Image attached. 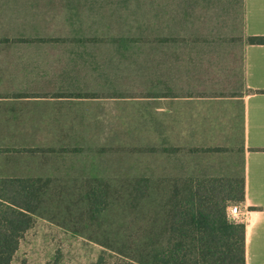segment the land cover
Segmentation results:
<instances>
[{
	"label": "crops",
	"instance_id": "1",
	"mask_svg": "<svg viewBox=\"0 0 264 264\" xmlns=\"http://www.w3.org/2000/svg\"><path fill=\"white\" fill-rule=\"evenodd\" d=\"M113 26L136 28L113 42L166 44L158 57L182 59L189 74L225 73L240 61L241 82L221 88L229 93L192 86L147 95L158 101L151 132L180 147L183 186L244 182L232 218L245 223L246 264H264V43L249 41L264 35V0H0V186L71 178L73 152L60 141L63 99L72 96L62 94L63 78L103 42L73 36V27Z\"/></svg>",
	"mask_w": 264,
	"mask_h": 264
},
{
	"label": "rangeland",
	"instance_id": "2",
	"mask_svg": "<svg viewBox=\"0 0 264 264\" xmlns=\"http://www.w3.org/2000/svg\"><path fill=\"white\" fill-rule=\"evenodd\" d=\"M135 29L73 27V36L103 41L91 44L93 57L79 60L73 81L63 78L69 90L62 94L72 96L63 99L60 141L73 152V171L30 196L33 223L11 264H90L100 256L106 264H141L142 252L172 233L174 205L187 198L188 187L181 180L180 147L169 143L167 149L151 132L158 101L147 95L167 87L182 94L192 86L229 93L222 89L242 80L240 61L225 73L189 74L182 59L158 57L166 44L113 42L125 34L133 38ZM238 49L235 43V55ZM201 186L228 206L239 205L236 184Z\"/></svg>",
	"mask_w": 264,
	"mask_h": 264
},
{
	"label": "trees",
	"instance_id": "3",
	"mask_svg": "<svg viewBox=\"0 0 264 264\" xmlns=\"http://www.w3.org/2000/svg\"><path fill=\"white\" fill-rule=\"evenodd\" d=\"M264 43V35L249 37ZM172 93V92H171ZM187 198L174 205L173 231L146 248L141 264H246L245 223L231 220L228 204L201 185H188ZM39 186H0V264H11L24 232L33 223L30 196ZM245 198L244 182L236 185ZM90 264H106L102 256Z\"/></svg>",
	"mask_w": 264,
	"mask_h": 264
},
{
	"label": "built area",
	"instance_id": "4",
	"mask_svg": "<svg viewBox=\"0 0 264 264\" xmlns=\"http://www.w3.org/2000/svg\"><path fill=\"white\" fill-rule=\"evenodd\" d=\"M240 214H241V209H240L239 205L235 204V205H231L229 207V215L230 216L237 218Z\"/></svg>",
	"mask_w": 264,
	"mask_h": 264
}]
</instances>
